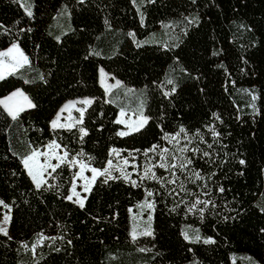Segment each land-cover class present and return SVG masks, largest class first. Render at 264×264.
<instances>
[{
	"label": "trees",
	"instance_id": "1",
	"mask_svg": "<svg viewBox=\"0 0 264 264\" xmlns=\"http://www.w3.org/2000/svg\"><path fill=\"white\" fill-rule=\"evenodd\" d=\"M28 4L0 0V50L27 57L0 98L20 88L33 105L13 119L0 104V264H264V0ZM101 71L142 97L139 130L118 135ZM75 98L90 99L81 122L53 128ZM53 141L67 156L37 188L23 157ZM82 164L119 177L98 175L83 207L67 199ZM146 195L151 234L133 239L129 210Z\"/></svg>",
	"mask_w": 264,
	"mask_h": 264
},
{
	"label": "rangeland",
	"instance_id": "2",
	"mask_svg": "<svg viewBox=\"0 0 264 264\" xmlns=\"http://www.w3.org/2000/svg\"><path fill=\"white\" fill-rule=\"evenodd\" d=\"M27 6H29V0H22ZM26 10L27 8L25 5L23 6ZM163 29L167 28L168 31L173 29L172 25H165L162 27ZM155 37V36H154ZM13 45H16L19 49V52H13L10 56H0V60L3 61V66L0 67V71L3 72L4 76L9 73H12L23 66V58L20 56L22 51L20 50L19 46L16 43H11L6 48L0 50V53L7 52L8 49L12 48ZM23 54V53H22ZM15 57L16 59H13ZM23 57L24 54H23ZM100 82L102 83L103 87L106 89L107 93H113V99L119 103L120 110L118 114V120L123 121L122 124V132H129L131 130L136 129L141 122L144 121V114H143V104H142V97L136 92V90H132L131 88L124 87L120 82L116 80H110L108 75L104 72H100ZM22 93V95L13 96V93ZM12 97V99H8ZM25 97L27 99H25ZM0 101H4L9 107H20L23 106L25 108L30 102V99L27 95L18 88V90L13 91L12 93L8 94L0 98ZM90 99L89 98H75L70 99L62 104L61 108L58 110L56 115L54 116L53 121L56 122L57 126L55 128H67L73 127L81 122L82 115L84 113L85 108L87 107ZM5 108V104H2ZM6 109V108H5ZM7 111V110H6ZM8 112V111H7ZM53 127V126H52ZM54 128V127H53ZM49 145H53L49 147ZM55 141L50 142L41 150H34L28 149L25 156L30 155L32 152L37 153H44L45 155H38L33 161H30V166L33 168L34 173H39L40 169L38 165L41 164H51L56 165L60 162L58 158H64L65 152ZM23 157V158H24ZM84 165V164H83ZM94 168L90 165H85L84 171L81 174L80 169L76 175V178L71 186L69 195L72 194V189L75 187V191L79 193V198L73 196V201L79 204V200H84V197L87 193L85 191V186L89 187L93 183L91 179L93 173L91 169ZM51 168H47L46 171L43 172V175L37 174V181L41 182L44 175L50 170ZM27 170V169H26ZM28 172V171H27ZM33 180V179H32ZM34 182V181H33ZM36 182L34 184L36 185ZM1 201V200H0ZM149 204L152 205L151 199L148 195H146L142 200H140L134 207L130 208L129 210V227L131 235H142L148 233L150 230L151 224V213H152V206L149 207ZM80 205V204H79ZM7 215L10 217L9 208L3 207L0 205V226L8 228V223H4V216ZM182 232L184 236H187V239H196L200 238L199 232L188 225H184L182 227ZM233 264H258L252 257L247 254H239L232 257ZM183 264H198L196 260L192 259L188 262Z\"/></svg>",
	"mask_w": 264,
	"mask_h": 264
},
{
	"label": "snow or ice",
	"instance_id": "3",
	"mask_svg": "<svg viewBox=\"0 0 264 264\" xmlns=\"http://www.w3.org/2000/svg\"><path fill=\"white\" fill-rule=\"evenodd\" d=\"M81 2H83V0H81ZM26 11H27V14H28L29 16L32 15V12H31L30 10L26 9ZM14 51H15V52H19V49L17 48L16 45H13L12 48L8 49L7 52L0 53V56H10ZM20 56L23 58V62H24V63H27V57H23V54H22V53H20ZM13 59H16V58L13 57ZM2 66H3V61L0 60V67H2ZM3 78H4V74H3L2 71H0V79H3ZM118 83H119V82H118ZM168 83L171 84L172 81L169 80ZM172 91L174 92V91H175V88H173ZM12 95H13V96L22 95V93L17 92V93H13ZM165 95H168V93H165ZM8 99L10 100V99H12V97H9ZM25 99H27V98L25 97ZM254 99H255V97H254ZM89 103H90V102H89ZM0 104H5V108H6V110L8 111V114H9L13 119H16V118H17V114H18V112L23 110V106L15 107V108H14V107H9L4 101H0ZM27 106H28V107H33V105H31V103H29ZM144 122H146V121H142V122H141V125H139V126L137 127L136 130H139V127L142 126V124H143ZM118 123H123V121H118ZM52 126H53L54 128L57 126V124H56L55 121L52 122ZM183 131H184V129H181V132H183ZM81 132H84V130L81 129ZM85 134H86V133H85ZM118 135L123 136V135H126V133H125V132H120V133H118ZM178 135H179V133H177V136H178ZM217 135H219V134L217 133ZM52 146H53V145H49V147H52ZM56 147H59V146H56ZM113 151H115V150H113ZM150 151H151V150H150ZM165 151H166V150H165ZM38 155H45V154H44V153H37V152L34 151V152H32L30 155L24 157L23 160H22V163H23L24 167L27 169L29 176L32 177V179H33L34 182L37 181V174H39V175H43V172L46 171L47 168H51L52 171H55L56 168L59 167V164H57V165L41 164V165H38V167H39V169H40V172H39V173H34V172H33V168H32V166H30V163H29V162H30V161H33ZM204 155L207 156L208 153H204ZM65 156H67V153H65ZM58 159H60V162H61V163L64 162V159H63V158H58ZM73 163H75V161H73ZM107 163H108L109 168L112 167V161H111V160H109ZM124 163L127 164L128 161L125 160ZM189 163H191V161H189ZM240 163L243 164L244 161L241 160ZM159 166H160V167H165L164 164H160ZM174 166H175V165H173V167H174ZM84 167H85V165H83V164H82L81 167H80V172H81V174H82L83 171H84ZM181 167H183V165H182ZM91 171H92V173H93V176H92V178H91L93 181L97 178L98 175H99V176H105V175H107L108 178H110V179H118V178H119V177H112V176L110 175L109 171H108V168H105V169H103V170H97V169H95V168H92ZM150 171H151L150 169L146 170L145 175H147V173L150 172ZM196 175H197V177H199V173H196ZM124 178H125L126 180L128 179L127 176H125ZM152 178H155L154 174H153ZM106 182H107V180H105V183H106ZM172 182H174V181H172ZM132 184H133V186H135V185H136V182H135V181H132ZM41 186H42V183H41V182H36V187H37V188H40ZM85 191H88V187H87V186H85ZM220 191H223V189L221 188ZM148 195L151 196L152 193L149 192ZM73 196H76L77 198H79V193H77V192L75 191V187H73V189H72V194L69 195V196L67 197V199H68V200H72V199H73ZM78 202H79V204H80L81 207L84 206L82 200H79V199H78ZM197 203H201V202H200V201H197ZM0 205H3V207H5V208H8V207H9L7 204H4L3 201H0ZM151 206H152V205L149 204V207H151ZM193 207H195V205H193ZM201 211H202V210H201ZM9 219H10V217L7 216V215H5V216H4V223H7ZM0 233H3V234H5V235H7V230H6V228L3 227V226H0ZM145 234H146V235H150L151 233H145ZM185 238L187 239L188 237L185 236ZM133 239H135V235H133ZM211 242H212L211 240H205V241H204V243H211ZM141 251H143V249H141Z\"/></svg>",
	"mask_w": 264,
	"mask_h": 264
},
{
	"label": "crops",
	"instance_id": "4",
	"mask_svg": "<svg viewBox=\"0 0 264 264\" xmlns=\"http://www.w3.org/2000/svg\"><path fill=\"white\" fill-rule=\"evenodd\" d=\"M15 90H18V88L17 89H14V90H12L10 93H12L13 91H15ZM10 93H8V94H10ZM8 94H6L5 96H7ZM4 97V96H3ZM28 104H29V102H28ZM61 108V107H60ZM59 108V109H60ZM58 112V111H57ZM51 124H52V122H51Z\"/></svg>",
	"mask_w": 264,
	"mask_h": 264
}]
</instances>
